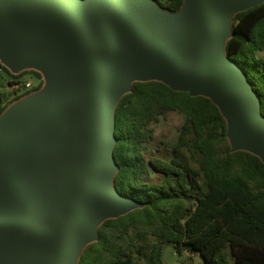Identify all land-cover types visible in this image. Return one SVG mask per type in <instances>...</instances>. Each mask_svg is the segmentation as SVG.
<instances>
[{"label":"water","instance_id":"95a60500","mask_svg":"<svg viewBox=\"0 0 264 264\" xmlns=\"http://www.w3.org/2000/svg\"><path fill=\"white\" fill-rule=\"evenodd\" d=\"M262 2L184 0L167 19L150 0H0V56L51 80L0 126V264H75L104 218L138 206L111 183L114 109L132 77L208 96L236 148L264 161L258 98L221 53L227 13Z\"/></svg>","mask_w":264,"mask_h":264},{"label":"trees","instance_id":"16d2710c","mask_svg":"<svg viewBox=\"0 0 264 264\" xmlns=\"http://www.w3.org/2000/svg\"><path fill=\"white\" fill-rule=\"evenodd\" d=\"M150 1L172 13L184 3ZM223 48L264 118V2L234 12ZM26 74L36 80L29 88ZM41 85L39 71L13 74L0 60V89L12 88L9 98L0 90V116ZM170 112L182 117L176 136L156 142L154 127ZM113 135L112 186L138 206L104 218L75 264H164L165 243L205 264H264V161L232 146L227 118L208 96L135 79L116 101Z\"/></svg>","mask_w":264,"mask_h":264},{"label":"rangeland","instance_id":"374dc122","mask_svg":"<svg viewBox=\"0 0 264 264\" xmlns=\"http://www.w3.org/2000/svg\"><path fill=\"white\" fill-rule=\"evenodd\" d=\"M154 9L163 17L165 18H179L184 10V7H182L179 11L177 12H169L163 9H160L157 5H155L154 3H152ZM234 12L233 11H229L226 15V28H227V32L224 35L223 38V42L226 40V38L228 37L229 33H230V23L232 20V16H233ZM223 46V44H222ZM222 55H224V51H223V47L221 50ZM261 55H264V51L260 52ZM0 60L1 62L13 73V74H17L23 70H37L40 72L41 74V81H42V85L41 87L36 90L33 91L25 96H23L22 98L13 101V102H9L6 109L4 110L3 114L0 116V126L2 124H4L11 116V113L13 111H15L20 105L24 104L25 102H27L28 100H31L35 97H37L38 95L42 94L43 92L47 91L50 87L51 84V80L50 77L48 76L47 72L41 68L40 66L33 64V63H21L18 65H12L11 63H9L7 60H5L3 57L0 56ZM26 79H30L32 81V83H35L36 80L31 77L30 74H26L24 76ZM135 79V77L130 78L129 83H131L133 80ZM2 91H5L8 93V98H9V93L12 91V88L10 86H6L3 89H0ZM182 122V117L177 113V112H170L167 114V116L163 119H161L154 127V135H155V140L156 142H158L160 139L167 138H174L176 136L177 133V129L179 127V125ZM230 138L231 144L234 148H236L237 146L235 145L234 140ZM252 149V148H250ZM162 258H163V262L164 264H205L203 262V260L201 259V257L197 254H190L187 251H182L181 253H178L174 246L171 243H165L162 247Z\"/></svg>","mask_w":264,"mask_h":264},{"label":"built area","instance_id":"2783aa9c","mask_svg":"<svg viewBox=\"0 0 264 264\" xmlns=\"http://www.w3.org/2000/svg\"><path fill=\"white\" fill-rule=\"evenodd\" d=\"M24 84H25V87H26V88H29V87L32 86L33 83H32V81H31L30 79L27 78V79H25V83H24ZM17 85H18V84H17ZM17 85H16V86H17Z\"/></svg>","mask_w":264,"mask_h":264}]
</instances>
